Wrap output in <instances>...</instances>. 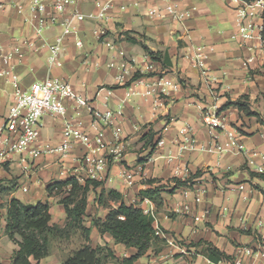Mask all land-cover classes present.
I'll list each match as a JSON object with an SVG mask.
<instances>
[{
	"label": "crops",
	"instance_id": "obj_1",
	"mask_svg": "<svg viewBox=\"0 0 264 264\" xmlns=\"http://www.w3.org/2000/svg\"><path fill=\"white\" fill-rule=\"evenodd\" d=\"M97 2L109 4L105 18L75 23L77 34L63 38L56 61L49 65L47 44L61 34L62 27L56 24L37 32L31 0H0V69L5 68L3 57L11 56L10 74L0 77V125L18 85L27 89L33 82L53 77L68 81L74 96L66 100L64 114L42 116L39 136L30 148L60 145L66 120L88 137L87 141L71 138L63 157L56 152L35 158L12 152L5 158L0 166V264H10L16 248L5 234L7 202L11 198L23 203L48 200L51 222L63 225L64 208L56 197L47 196L46 186L70 177L77 158L93 149L94 144L88 141L97 134L114 152L103 178L97 180L101 185L87 195L85 224L90 227L92 246L107 245L117 257L136 251L92 225V217L103 218L107 213V208L95 201L96 193L105 188L121 193L127 204L151 209L153 226L162 231L160 240L134 264H233L234 260L264 264V180L251 177L244 167L247 164L252 171H264V124L235 106L219 111L224 126L215 131L220 146L215 149L213 134L201 120L204 107L219 108L242 95L249 97L251 109L264 119V76L260 74L264 72L263 7L253 4L249 8L253 16L242 21L249 32L247 38L240 33L238 20L239 10L246 6L244 0H72L60 18L74 11L96 14ZM167 6L189 16L179 21ZM151 10L160 12L150 14ZM99 24L107 30L106 41L95 33ZM124 33L143 41L159 58H151ZM76 39L82 41V47L75 46ZM198 47L205 78L195 62ZM137 71L143 76L133 80ZM79 98L86 104L81 105ZM106 112L112 113L109 119L104 118ZM184 126L190 127L195 137L193 149L179 146V131ZM233 129L234 139L228 134ZM160 138L163 144L157 146ZM207 168L210 172L192 187L168 192L174 185L168 179H185L190 172ZM148 179L160 183L150 185ZM159 184L167 185L160 192L161 205L141 200L142 189ZM199 240L211 242L232 259L211 262L197 253L201 247L189 246ZM105 264L117 263L108 260Z\"/></svg>",
	"mask_w": 264,
	"mask_h": 264
},
{
	"label": "trees",
	"instance_id": "obj_2",
	"mask_svg": "<svg viewBox=\"0 0 264 264\" xmlns=\"http://www.w3.org/2000/svg\"><path fill=\"white\" fill-rule=\"evenodd\" d=\"M124 34L127 40L141 44L151 58L155 60L159 58V53L149 49L143 41L129 36L128 33ZM260 74L264 76V72H260ZM140 76H143L141 72H135L133 80ZM230 106H235L246 116L258 118L264 124L261 115L251 109L247 95H242L236 101L228 99L218 108V111ZM244 167L249 170L251 177L264 180V171H252L247 164H244ZM206 172H210L208 168L206 170L197 169L193 173L190 172L185 179L178 177L168 179L174 183L168 192L172 193L181 186L192 187ZM210 174L215 179L213 174ZM147 183L152 185L160 183V180L148 179ZM100 185L101 183L97 180L87 179L80 182L70 176L64 180L53 181L46 186L47 196L49 198L56 197L58 203L64 208L66 219L63 225L51 222V204L48 200L23 203L16 198H11L6 204L5 214V234L16 245L11 255L10 264H39L41 259L50 254L51 243L54 240L70 241L77 234L80 235L81 244L71 250L59 264H105L108 260H115L117 264H134L137 258L144 255L154 242L160 240L155 233L153 218L138 204H127L118 191L102 188L99 193H96L95 201L98 205L107 208V213L103 218L92 217V225L101 234L109 233L117 243L132 247L136 251L130 256L117 257L107 245L92 246L90 227L85 224L87 195L91 188H97ZM166 186L159 184L142 189L139 193L141 200L148 198L157 206L161 205L160 192ZM110 202H113L114 205H111ZM245 232L251 233V230H245ZM189 246L201 247L197 253L205 255L213 263L232 259L231 255L206 240L191 242Z\"/></svg>",
	"mask_w": 264,
	"mask_h": 264
},
{
	"label": "built area",
	"instance_id": "obj_3",
	"mask_svg": "<svg viewBox=\"0 0 264 264\" xmlns=\"http://www.w3.org/2000/svg\"><path fill=\"white\" fill-rule=\"evenodd\" d=\"M72 0H54L50 5L45 3V0H31V13L32 18L36 21V31L42 32L52 25H60L62 32L57 35L55 39L47 44L48 56L47 62L52 65L59 54L61 49L63 38L67 35L77 34V28L75 23L84 21L87 18H95L102 20L105 18L106 10L109 8V4L96 3L98 11L96 14L85 15L81 12L74 11L69 17L61 19L60 16L64 12L65 5ZM246 2V1H245ZM253 4L261 5L263 7L262 20L264 31V0H254L246 2V6L239 10V31L244 38L249 36L247 27L242 23L244 19L249 16H253L254 12L249 10L253 7ZM47 6L50 8L47 11ZM166 10L173 14L177 20H182L183 17L189 16V13L185 15L178 14L172 6H167ZM160 10H151L150 14H159ZM95 33L99 39L104 40L107 37V30L102 24L98 25ZM106 41V40H104ZM83 43L80 39L75 40V46L77 48L82 47ZM18 52V49H15ZM195 55V62L200 73L205 78L206 71L201 61L200 47L197 48ZM10 54L3 57V64L5 68L0 69V77H7L11 72L10 66ZM207 80V79H206ZM15 82V80H13ZM165 85H172L177 87L178 84L171 83L169 81L163 82ZM73 92L70 88L69 82L65 79L48 77L43 81L33 82L27 89L21 88L19 85L15 88L13 93L12 104L10 105L3 122L0 125V166H3L6 162L5 158L12 152H18L21 154L27 153L29 157L35 158L39 154L46 152H56L61 157L65 156L69 150V140L71 138H79L83 141H87L88 137L79 131L70 120H66L63 125V142L54 147L45 146L42 149H31V144L37 139L40 133V119L45 113L50 114H64L67 110L66 100L73 97ZM81 105H85L86 101L82 98L78 99ZM112 116L111 112L104 114L105 119H109ZM201 120L203 124L211 131L212 142L215 149H220L215 131L223 128V121L220 117L218 107L216 105H209L203 108L201 113ZM229 136L234 139L235 129L228 132ZM179 146L182 149H193L195 147V137L191 132L190 127L184 126L179 131ZM94 144L93 149L83 153L77 158V166H75L69 174L71 177H75L78 181L84 182L87 179L98 180L103 178V173L107 170L109 164V157L114 152V149H110L107 143L103 140L101 134L94 136L88 144ZM236 147L244 152V148L238 141L234 140ZM163 144V139L160 138L157 141V146ZM96 151H102L101 154H96ZM250 164L251 160L248 161ZM242 188V185H240ZM143 200L149 201L150 199L144 198ZM150 213L153 220L154 214L151 209L144 210ZM196 217L195 220H198ZM155 233L160 235L162 231L159 228H155ZM246 252H249L246 250ZM233 264H242L241 260H234Z\"/></svg>",
	"mask_w": 264,
	"mask_h": 264
},
{
	"label": "rangeland",
	"instance_id": "obj_4",
	"mask_svg": "<svg viewBox=\"0 0 264 264\" xmlns=\"http://www.w3.org/2000/svg\"><path fill=\"white\" fill-rule=\"evenodd\" d=\"M0 205L2 204L0 203ZM80 244H81V238L80 236L77 237V235H75L70 241L54 240L51 243L50 254L48 258L44 260L43 264L58 263L60 256L64 255L69 250L79 247Z\"/></svg>",
	"mask_w": 264,
	"mask_h": 264
}]
</instances>
